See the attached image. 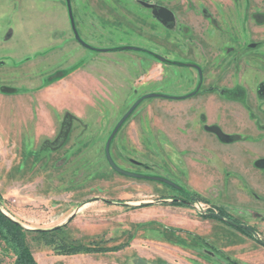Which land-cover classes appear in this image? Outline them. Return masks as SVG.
<instances>
[{
	"label": "rangeland",
	"instance_id": "1",
	"mask_svg": "<svg viewBox=\"0 0 264 264\" xmlns=\"http://www.w3.org/2000/svg\"><path fill=\"white\" fill-rule=\"evenodd\" d=\"M69 4L75 31L67 0H0V211L29 230L63 225L22 234L36 264H264V179L248 180L219 146L244 142L209 123L253 116L264 151V0ZM149 93L110 142L142 175L125 176L105 143ZM192 197L256 234L197 213ZM93 241L105 252L58 253ZM17 254L0 231V264Z\"/></svg>",
	"mask_w": 264,
	"mask_h": 264
},
{
	"label": "crops",
	"instance_id": "2",
	"mask_svg": "<svg viewBox=\"0 0 264 264\" xmlns=\"http://www.w3.org/2000/svg\"><path fill=\"white\" fill-rule=\"evenodd\" d=\"M211 115V114H210ZM225 115L222 114H215V115H211L209 116L210 120H212L209 123H217V120L221 119V123H223L225 125L226 129H222L223 132L227 133V134H232L234 133L235 135H237L238 140H241L244 142L245 144V148L247 149V151L245 152H241L239 153V144L236 143V141L234 142H229V143H224V142H219V146L225 147L224 149H230L232 150L231 155L233 156L234 160L237 162H241L243 164V170L246 172V174L249 176L248 180H253L250 175L252 176H256L261 178L262 180L264 179V165L260 166V167H256V163L258 162V159L260 158H264V151L257 147L255 142H254V138H255V134L257 132L256 130V119L253 121L251 118H253V116L247 115V114H234V126L233 127H228L227 126V121L224 117ZM251 121V122H250ZM238 142V141H237ZM234 148V150H233ZM235 151V152H234ZM229 152V151H228ZM234 152V153H233ZM229 155V156H231ZM226 158H228L225 155ZM246 175V176H247ZM246 178V177H245Z\"/></svg>",
	"mask_w": 264,
	"mask_h": 264
},
{
	"label": "trees",
	"instance_id": "3",
	"mask_svg": "<svg viewBox=\"0 0 264 264\" xmlns=\"http://www.w3.org/2000/svg\"><path fill=\"white\" fill-rule=\"evenodd\" d=\"M189 200H184L183 203L192 204L197 198H191ZM149 204H141L140 206H146ZM204 217H214L211 213L203 214ZM231 221V220H230ZM63 226H57L50 230H29L23 228L18 222L11 220L5 214L0 211V231L4 232L6 230L9 235L11 236V240L14 246L18 249L17 259L15 264H36V261L29 250L24 246L22 242V234L27 231H35L39 235H46L49 233H53L55 231H59ZM243 232L251 235V232H248L242 228H238ZM69 251L67 252H58L59 254H75V253H92V252H105V248L95 244L93 241L92 243L88 244H80L74 242L72 246H69Z\"/></svg>",
	"mask_w": 264,
	"mask_h": 264
},
{
	"label": "water",
	"instance_id": "4",
	"mask_svg": "<svg viewBox=\"0 0 264 264\" xmlns=\"http://www.w3.org/2000/svg\"><path fill=\"white\" fill-rule=\"evenodd\" d=\"M67 11H68V16H69V20L71 22V26L74 29V23H73V17H72V13L70 10V4H69V0H67ZM75 31V30H74ZM75 39L77 40V42H79L83 47L85 48H89L90 46L88 44H86L85 42H83L79 36L75 33ZM165 58L163 57H159L160 61H164ZM200 73V70H199ZM155 96H159V94H155V93H149L146 95L141 96L140 98H138L131 106L130 108L125 112V114L118 120V122L116 123L115 127L113 128L112 132L110 133L109 137L106 140L105 143V147H104V154H105V158L109 164V166L117 173L125 175V176H129V177H142L141 174L138 173H134V172H130L127 171L125 169H122L121 167H119L112 159L111 154H110V142L112 140V138L114 137L115 133L117 132V130L120 128V126L123 124V122L127 119V117L132 113V111L139 105V103L149 97H155ZM208 130H211L213 132H215L223 141H227L228 136L225 135L217 126H210L207 128ZM258 166H263L264 165V160H259L256 163ZM153 179L156 180H160L161 182L175 187V188H179V186L175 183H173L171 180L166 179V178H161V177H152ZM214 217L219 218L220 220L226 221L228 224L237 227V228H242L248 232H251L252 234H256L255 230L243 223H235L233 221L227 220L225 219L223 216L217 214V213H211ZM73 217V215H71L68 219V221ZM67 221V222H68ZM66 222V223H67ZM63 226V225H60ZM25 228V227H24ZM27 229V228H26ZM257 242L264 245V241L257 239Z\"/></svg>",
	"mask_w": 264,
	"mask_h": 264
},
{
	"label": "built area",
	"instance_id": "5",
	"mask_svg": "<svg viewBox=\"0 0 264 264\" xmlns=\"http://www.w3.org/2000/svg\"><path fill=\"white\" fill-rule=\"evenodd\" d=\"M191 207L199 214H205L209 212V205L206 204L203 200H195Z\"/></svg>",
	"mask_w": 264,
	"mask_h": 264
},
{
	"label": "flooded vegetation",
	"instance_id": "6",
	"mask_svg": "<svg viewBox=\"0 0 264 264\" xmlns=\"http://www.w3.org/2000/svg\"><path fill=\"white\" fill-rule=\"evenodd\" d=\"M73 17V16H72ZM74 20V19H73ZM70 21V20H69ZM74 23V22H73ZM70 26H71V22H70ZM71 28H72V26H71ZM72 30L74 31L75 30V25H74V29L72 28ZM89 48H91V47H89ZM261 120V119H260Z\"/></svg>",
	"mask_w": 264,
	"mask_h": 264
}]
</instances>
